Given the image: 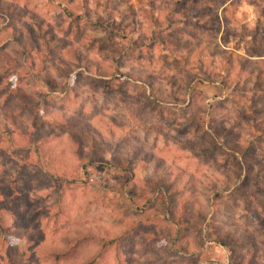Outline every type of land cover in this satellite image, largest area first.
<instances>
[{"label": "rangeland", "instance_id": "1", "mask_svg": "<svg viewBox=\"0 0 264 264\" xmlns=\"http://www.w3.org/2000/svg\"><path fill=\"white\" fill-rule=\"evenodd\" d=\"M16 1L23 11L0 30L26 34L27 23L43 50L81 36L85 53L63 78L71 92L24 76L30 92L58 98L23 109V120L61 136L86 126L96 137L93 153L83 147L87 160L60 152L57 140L45 157L12 151L1 138L0 202L16 211L13 229L50 240L99 228L117 237L111 247L82 250L103 255L100 264H231L216 259L229 258L219 240L264 264V0ZM239 62L254 72L248 85L258 86L244 101L247 114L205 73L219 78Z\"/></svg>", "mask_w": 264, "mask_h": 264}, {"label": "trees", "instance_id": "2", "mask_svg": "<svg viewBox=\"0 0 264 264\" xmlns=\"http://www.w3.org/2000/svg\"><path fill=\"white\" fill-rule=\"evenodd\" d=\"M19 11L22 12L23 10L18 1L0 0V27L4 24L5 17H15ZM65 11L67 12L66 9ZM59 15L65 23L71 19V24H74V19L69 13L61 11ZM76 25L80 26L79 23ZM24 26L26 34L24 30L13 29L11 25L0 30V140L1 138L9 139L12 151L18 153L27 151V154L45 153L46 145L57 140L55 144L60 147V152L64 154L70 153L80 160H87L83 156V147L86 146L90 149L89 155L93 153L96 137L90 134V129L82 126L79 132L69 130L66 131V136H61L56 135L51 127H46L42 130L38 129L39 125H35V120L30 125L29 122L23 120V109H38L43 104H47L48 99L55 101L58 97L51 93L30 92L21 86L24 76H31L33 81L40 85L42 83L52 84L55 91L65 93L69 90L71 92L70 84L64 82L63 78L68 77L66 74L70 73L73 69L72 67L76 66L74 63L81 64L84 62L85 53L83 54L80 48V45L83 44L81 36L72 43L69 38L67 40L66 38H63V40L55 38L54 42L56 44L50 46L47 50H43L37 45L36 48L35 43L32 42L33 32L36 28L29 26L27 23ZM67 33L72 32L68 29ZM170 33L171 31H168L166 35ZM154 35L157 34L155 33ZM151 36L153 35L151 34ZM128 41L130 44H134L131 40ZM173 45L175 46L176 44ZM208 53L210 54V52ZM69 54L75 56V61L66 59V55ZM93 63L94 68H99L97 59ZM42 67H46V70L42 69ZM51 68H53L55 75L59 76L58 78L47 72V69ZM234 68H236L237 73L234 80H232ZM247 69L243 63L239 62L237 67H235V64L231 67H222L219 72V78H217L218 74L216 72L207 70L205 72L208 74L210 82L216 83L218 86L221 85L235 96V100L241 106L240 112L246 114L249 112L248 106L245 105L244 101L248 100V95L251 93L253 95L258 87L257 84H254L253 87L248 85L247 80L249 77L254 76V72ZM228 74L231 78H229L228 82H225L224 76ZM244 76L246 79L242 81ZM59 79H61V82ZM38 86L36 88L34 86V89L37 90ZM62 88H64V91H62ZM67 94L64 95V99H67ZM53 113L54 115L57 114L56 111ZM54 121L58 122L59 120L54 118ZM258 121L255 118L250 119V123L258 124ZM261 131L263 130L258 129L257 125L252 126L254 134ZM44 156L46 157L47 154L45 153ZM211 161H213L212 163H218L214 162V158ZM91 180L93 181V178ZM216 183L213 186H217ZM59 200L57 199V203ZM15 212L7 207L6 204L0 202V264H100L98 258H102L103 255H97L89 251L83 254L82 250L87 249V246L91 243H100L99 248L102 249V247H111L117 242V237L108 236V232L103 236V233H99V228L93 229L91 227H84L81 230H68L69 232L65 231L59 235H54L53 239L41 240L38 238L41 233L37 234L33 229H13V222L8 217L15 219L17 215ZM181 218H178L180 223L183 222ZM192 241L195 244L198 243L196 239ZM218 243L229 249V258L222 255L216 257L220 263H225L229 260L231 264H234L235 260L239 261L238 258L245 264H257L256 260L260 262V258L254 252L248 251L241 258V254L237 253L233 247L229 248L225 245V242L220 240ZM4 248L5 250H3ZM90 251L94 250L91 249Z\"/></svg>", "mask_w": 264, "mask_h": 264}]
</instances>
